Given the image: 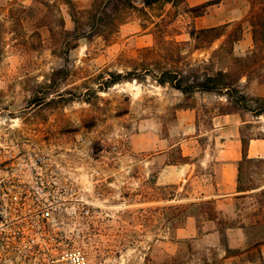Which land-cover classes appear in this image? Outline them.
I'll return each mask as SVG.
<instances>
[{
	"label": "rangeland",
	"instance_id": "374dc122",
	"mask_svg": "<svg viewBox=\"0 0 264 264\" xmlns=\"http://www.w3.org/2000/svg\"><path fill=\"white\" fill-rule=\"evenodd\" d=\"M73 1L82 16L77 31L63 0H0V142L54 156L70 200L60 210L57 230L87 253L89 264L191 263L199 257L195 245L177 240L176 231L187 215L197 214L200 225V214L213 208L210 200L182 201L197 195L198 183L207 176L184 186L162 183L160 172L183 160V139L193 137L201 152L224 133L213 129L224 125L215 117L222 115L226 98L198 91L187 96L155 80L172 64L170 48L157 43L161 32L155 23L167 42H185L182 50L190 63L210 58L225 38L195 50L191 29L240 23L242 38L233 52L244 56L253 49L251 1L222 0L196 15L190 8L208 0L148 5L134 0L125 23L108 41L84 36L91 29L83 22L93 0ZM21 5L32 9L11 18V10ZM69 44L76 45L69 49ZM130 72L139 80L106 83L113 74ZM263 77L253 76L247 84L244 78L245 92L264 98L258 87ZM234 114L241 140L264 137V115ZM218 149L211 145L209 151ZM159 151L165 156L153 160ZM248 172L243 188L264 184V162L252 164ZM254 195L253 202H264L260 191ZM159 251L166 252L160 261Z\"/></svg>",
	"mask_w": 264,
	"mask_h": 264
},
{
	"label": "trees",
	"instance_id": "16d2710c",
	"mask_svg": "<svg viewBox=\"0 0 264 264\" xmlns=\"http://www.w3.org/2000/svg\"><path fill=\"white\" fill-rule=\"evenodd\" d=\"M69 7V15L75 24V30L82 25V20L78 16L77 9L73 0H63ZM145 4H151L160 0H143ZM176 3L178 0H164ZM222 0H208L199 5L190 8V11L201 15L209 6L219 4ZM251 11L248 17L252 29L253 49L244 56H235L233 49L234 44L241 40L243 28L240 23L232 24L231 22L223 25L212 26L207 28L196 29L190 31V37L194 40V49L200 50L207 46H211L214 42L224 38L221 45L215 49L210 58L196 60L190 63L185 54H183L182 45L185 42L173 40L167 42L164 38V32L155 23L157 31L161 32L159 42L170 48L167 59L172 61L171 67L161 69L159 75H155V80L162 86L166 84L172 88L179 90L184 95L190 96L194 92H210L220 97L226 98V104H223L222 114H231L239 111H246L255 117L264 115V98L253 96L245 92L243 79L246 84L251 77H262L264 72L260 70L264 60V0H250ZM134 0H93L91 6L86 9L87 23L90 24V30L85 32L84 36H102L104 40L118 31L120 25L125 23L127 13L134 8ZM31 7L19 6L11 10V18L17 14H27ZM18 16L14 17V20ZM0 26L3 24L0 21ZM2 31V30H0ZM163 34V35H162ZM4 41V37L0 34V44ZM76 44H69V49L74 48ZM155 50L156 49H147ZM158 52V51H157ZM221 63L220 67L217 64ZM264 78V77H263ZM122 79L139 80L138 77H131V72L122 75L121 73L113 74L112 79H108L106 83L112 86L119 83ZM110 83V84H109ZM252 138H264L260 135L250 136L248 139L242 138L243 158L239 162L238 168V190L247 191L255 187L243 188V175L249 176V167L252 164L263 163L262 158H249L247 155V146ZM246 166V168H245ZM245 168V170H244ZM210 202V201H205ZM211 207H207L205 213L212 216ZM197 215V214H193ZM264 241V238L258 239L256 244Z\"/></svg>",
	"mask_w": 264,
	"mask_h": 264
},
{
	"label": "crops",
	"instance_id": "0c3cea01",
	"mask_svg": "<svg viewBox=\"0 0 264 264\" xmlns=\"http://www.w3.org/2000/svg\"><path fill=\"white\" fill-rule=\"evenodd\" d=\"M258 87L264 90L263 84ZM261 95L264 96V92ZM234 117V113L215 117L224 124L213 129L224 130L211 143L218 150L209 151V145V149L197 152L193 137L185 138L180 143L183 160L166 164L160 172L162 183L181 182L184 186L190 180H203L207 176L204 183H198L197 195L182 201L210 200L212 216L200 214L203 220L199 225L197 215H187L185 225L176 231L177 240L189 239L195 245L199 257L191 261L192 264H264V241L256 244L258 239L264 238V202H253L254 193L260 191L264 196V184L247 191L237 188L243 146L239 127L232 124ZM247 155L264 159V138L250 139ZM163 156L165 152L159 151L152 159ZM199 166L202 170L198 172ZM164 255L166 252L159 251L157 259L162 260Z\"/></svg>",
	"mask_w": 264,
	"mask_h": 264
},
{
	"label": "built area",
	"instance_id": "2783aa9c",
	"mask_svg": "<svg viewBox=\"0 0 264 264\" xmlns=\"http://www.w3.org/2000/svg\"><path fill=\"white\" fill-rule=\"evenodd\" d=\"M66 182L51 154L0 142V264H89L57 230Z\"/></svg>",
	"mask_w": 264,
	"mask_h": 264
}]
</instances>
